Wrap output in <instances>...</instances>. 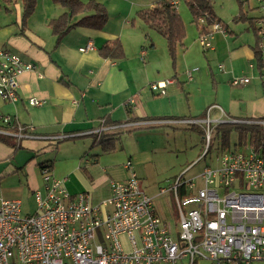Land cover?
I'll list each match as a JSON object with an SVG mask.
<instances>
[{
	"label": "crops",
	"instance_id": "1",
	"mask_svg": "<svg viewBox=\"0 0 264 264\" xmlns=\"http://www.w3.org/2000/svg\"><path fill=\"white\" fill-rule=\"evenodd\" d=\"M95 1L102 4L108 13V20L102 29L75 26L57 37L52 32L49 22L63 14L64 10L52 0H35L32 12L26 17L22 16L21 0H0V10L3 12L0 17V48L18 54L23 61L33 65V69L24 71L18 77V99L15 102H7L0 98V130L5 132L0 133V137L8 139L11 144L15 141L13 145L0 141V161L12 157L21 147L34 152V157L23 165L14 168L10 166L11 170H7L10 174L24 179L23 183L33 200L34 192L43 190L40 164L45 162L50 164V172L54 178L64 180V186L69 194L74 196L82 192L88 193L90 203L95 205L109 198L110 181H124L128 178L129 171L124 167L125 163L118 164V160L130 161L133 171L140 180L138 174L153 162V135L156 131L153 130L154 128L192 129V124L176 122L199 120L201 122L194 125L205 132L207 120L210 122V128L213 129L218 123L254 121L264 117V100H260L261 98L257 100L263 110L261 114L257 112L256 118L236 117L239 108L230 101L229 105H226L228 104L226 101L217 98L218 103L208 102L198 116H192V110L189 111L188 92L185 90L184 82L178 80L176 64L175 68L171 66L173 75L170 79H174V82L167 85L164 94H153L149 85L147 86L149 80L145 76L148 72L143 71L145 67L144 69L142 66L132 67L127 56L120 59L104 58L100 55L99 49L105 45L116 44H120L125 51L130 45L140 47L139 42L134 43V41L138 40L140 35L148 37L149 32L144 27L146 25L141 20L140 23L138 19L136 21L133 15L141 9L152 7L156 0ZM253 2L254 7H250V0H247L244 8L247 6L248 11L260 10L257 2L255 0ZM263 12L261 11V14L255 18L262 16ZM214 16L226 25L228 34H237L228 31V24L215 13ZM80 17L77 16L72 21L75 22ZM193 24L196 25L198 35L202 25L204 31L209 28V23ZM240 24H246L245 30L252 32L247 26L248 23ZM216 33L219 32L213 33L212 40ZM254 45L255 40L248 48L251 56L249 62L254 63V68L259 73L255 67ZM183 47L184 40L180 49L182 50ZM81 48L85 50L80 51ZM141 48L140 56L150 61L151 52L144 47ZM208 51L216 52L213 46ZM178 54L177 51V57ZM219 67L218 71L223 73L222 67L221 69ZM140 70L145 75L141 74ZM196 71L192 72L191 80L187 79L185 71V82H193ZM165 78V75L157 76L155 82L164 81ZM226 80L231 85L230 78ZM258 84L263 89L260 73ZM245 86L246 84L238 88ZM31 98L40 101V104L30 105ZM129 100H132L130 104L127 103ZM221 105H226V112L222 110ZM224 113L227 117H224ZM212 114L213 119L210 120ZM5 116L12 119L14 126L19 124L25 129L33 127L34 137L15 136V130L10 125L1 124V118ZM96 130L100 133H94ZM100 134L119 137L121 155L117 159L114 154L118 148L104 153L99 146L93 145L94 139ZM60 136L62 138L56 142L47 139ZM83 138H90V143L87 142V146L84 143L78 146L72 145L71 148L77 151L69 156L71 163L61 172L53 170L54 160L35 159L47 151L45 149L49 145L48 142H54L55 149L61 142ZM93 148L95 152L90 151ZM97 150L99 151L96 152ZM200 151L202 152L201 149ZM102 155L108 157L102 159ZM34 167L37 169L39 181ZM1 180L2 176L0 182ZM35 208L36 206L31 213ZM250 264L264 263L254 261Z\"/></svg>",
	"mask_w": 264,
	"mask_h": 264
},
{
	"label": "built area",
	"instance_id": "2",
	"mask_svg": "<svg viewBox=\"0 0 264 264\" xmlns=\"http://www.w3.org/2000/svg\"><path fill=\"white\" fill-rule=\"evenodd\" d=\"M168 1L176 8L179 0ZM255 1L264 11V0ZM214 32L227 33L220 23H210L198 35L205 50L212 49ZM256 34L264 89L263 15L256 20ZM31 69L32 63L0 48V98L15 102L18 77ZM195 70L185 72L188 80ZM173 82L166 79L148 87L160 95ZM248 82L246 77L234 78L230 84L243 86ZM29 104L36 106L40 101L31 98ZM178 122L194 125L201 121ZM205 122L203 139L209 141L210 122ZM1 124L10 125L18 138L34 137L33 127L14 126L8 116L1 118ZM60 138L47 139L56 142ZM124 167L128 178L110 181L109 198L95 205L88 193L69 194L64 180L54 178L47 164L40 167L43 190L34 192L33 213L21 214L18 200L0 197V264L264 263V153L260 147L246 145L220 152L214 166L203 167L195 177L199 185L194 179L178 177L170 188L175 207L172 229L156 213L151 197L139 188L131 162L126 161ZM166 191L160 188L159 193Z\"/></svg>",
	"mask_w": 264,
	"mask_h": 264
},
{
	"label": "rangeland",
	"instance_id": "3",
	"mask_svg": "<svg viewBox=\"0 0 264 264\" xmlns=\"http://www.w3.org/2000/svg\"><path fill=\"white\" fill-rule=\"evenodd\" d=\"M249 4L250 7H254L253 0H250ZM212 8L215 15L228 24V31L237 33L236 35L226 33L225 37L220 33L214 34L211 44L216 52L205 50L199 44L196 25L191 22L192 18L184 1L179 0L176 7L186 29L184 47L182 50L178 49L176 74L178 80L184 82L185 90L188 92L189 111L192 110V116H198L204 106L208 105V102L218 103L217 100H224L228 103L226 105H229L230 101L239 108V111L235 114L236 117L256 118L257 112L261 114L263 110L262 105L257 99L261 98L260 100H264V93L258 84L259 73L254 68V63L252 61L249 62L251 56L248 48L254 43V35L250 30H245L246 24H234L232 22L238 10L237 0H212ZM244 11L249 17L261 14L260 10L248 11L247 6H245ZM2 15L3 12L0 10V17ZM262 15L264 16V14ZM133 16L140 23V19L136 16V13ZM146 30L149 32L148 37L145 38V36L140 35L139 39L134 41V43L136 41L139 42L140 47L137 48L136 45H130L126 51L123 49V54L124 58L128 57L132 67L138 68L142 66L143 69L145 67L143 71L145 73L148 72V74L145 75L141 70L140 72L149 80L147 82L148 86L150 83L156 81L157 76L165 75V79H170L173 75V69L169 61L165 40L155 32L147 29V27ZM141 47L151 52L150 61L140 56ZM250 65L253 67H250ZM219 66L222 67L223 73L218 71ZM194 68L197 71L194 72L193 82H185L184 72ZM234 69L235 71L233 72ZM244 77L249 80V83L244 88H238L241 86H231L226 80L227 78L232 80ZM226 105H221L222 110L225 112ZM224 117H227L226 114ZM212 119L213 114L210 116V120ZM153 130H156L153 135V162L145 166L143 171L138 174L140 178L139 188L151 197L152 205L158 216L172 229L175 222V207L173 193L170 190L171 186L180 176L186 180L194 179L195 183L199 185V180L195 179V177H197L203 167L214 166L215 158L221 150L218 148V140L213 129L210 131L209 141L203 139L205 135L204 131L200 134L196 129L158 127ZM145 136L149 139L146 134ZM90 141V138H83L70 142H61L57 144L55 149L54 142H48L47 144L49 145L45 149L47 151L35 159L37 161L54 160L53 170L61 172L66 165L71 163L69 156L77 151L73 150L71 146L74 144L78 146L82 143L87 146V142L90 143ZM12 143L14 144L15 141ZM234 143L235 138L232 135L230 138V150L233 149ZM209 144V152L200 160ZM117 148L118 150L114 154L116 155V159L121 155L119 145ZM237 149H242V146H239ZM90 151L95 152V148ZM33 155V151L21 147L16 150L12 157L5 161H0V176H2L0 196L4 199L20 200L22 214L31 213L34 210V200L30 196L25 183H23L24 179L21 176L10 174L11 168L9 169V167L14 168L15 166L23 165L31 157H34ZM104 157L108 156H101L102 159ZM117 163L124 164L125 161L118 160ZM34 172L39 181L35 167ZM107 180L109 181L110 179L108 178ZM160 188L167 189V191L159 193ZM195 264H211V262L196 260Z\"/></svg>",
	"mask_w": 264,
	"mask_h": 264
},
{
	"label": "trees",
	"instance_id": "4",
	"mask_svg": "<svg viewBox=\"0 0 264 264\" xmlns=\"http://www.w3.org/2000/svg\"><path fill=\"white\" fill-rule=\"evenodd\" d=\"M22 1V16L26 17L30 14L34 8L35 0H21ZM54 4L59 5L63 10V14L59 17L52 19L49 22V26L52 28V32L59 37L65 31L71 27H84L99 30L104 27L108 20V13L104 6L95 0H89L82 2L80 0H52ZM184 3L191 15L192 23L201 25L199 19L202 18L206 24L212 22L223 24L219 19L214 16L212 8V0H184ZM246 1L237 0L238 12L233 17L232 21L237 23H248V27L252 30L255 45L253 47L255 67L260 73L263 66L260 52L258 49V37L256 34L255 22L257 18L248 17L244 11V5ZM81 16L77 21L73 22V18ZM136 16L146 25V27L161 36L167 46V52L171 66L175 68L177 60V51L183 46V40L185 38V25L178 13L168 0H156L154 5L150 8L141 9L136 12ZM204 31V26L200 28V32ZM99 53L104 58L120 59L124 56L123 49L120 44L114 46H103L99 49ZM260 121H264V117L256 119L254 121H237V122H223L218 123L213 127L216 138L218 140L219 150H230V138L234 135L235 143L233 149H237L239 146L253 145L260 147L264 153V125L260 124ZM192 129L203 133L200 129H197L195 125H192ZM8 139L0 137V141L6 144H11ZM93 145L99 146L100 150L104 153L112 152L119 145V137L114 135H101L94 139ZM210 144L204 155L200 158L203 159L209 152ZM49 165L48 162L40 164Z\"/></svg>",
	"mask_w": 264,
	"mask_h": 264
}]
</instances>
